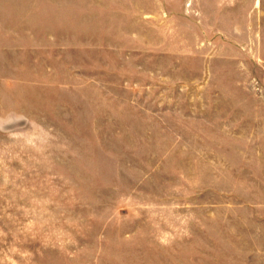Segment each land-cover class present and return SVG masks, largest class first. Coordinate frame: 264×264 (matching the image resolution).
Listing matches in <instances>:
<instances>
[{"label": "rangeland", "instance_id": "374dc122", "mask_svg": "<svg viewBox=\"0 0 264 264\" xmlns=\"http://www.w3.org/2000/svg\"><path fill=\"white\" fill-rule=\"evenodd\" d=\"M164 20L0 0V264H264V0L232 43Z\"/></svg>", "mask_w": 264, "mask_h": 264}, {"label": "crops", "instance_id": "0c3cea01", "mask_svg": "<svg viewBox=\"0 0 264 264\" xmlns=\"http://www.w3.org/2000/svg\"><path fill=\"white\" fill-rule=\"evenodd\" d=\"M163 2L165 28L169 29V37L173 43L180 44V50L185 49V45H188L191 39H194L197 48L206 40L218 43L224 39L232 43V25L235 27L243 25L242 22H232V19L250 18L255 4V0H163ZM248 25L250 24L245 23L244 27L247 28ZM222 26L230 29L222 30ZM221 56L232 57V54L217 57ZM206 57L209 55L204 53L202 58Z\"/></svg>", "mask_w": 264, "mask_h": 264}]
</instances>
